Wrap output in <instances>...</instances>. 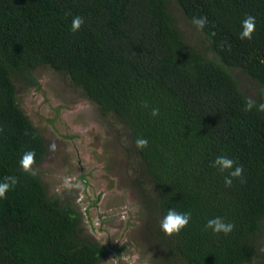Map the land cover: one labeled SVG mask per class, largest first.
I'll list each match as a JSON object with an SVG mask.
<instances>
[{"label": "trees", "instance_id": "1", "mask_svg": "<svg viewBox=\"0 0 264 264\" xmlns=\"http://www.w3.org/2000/svg\"><path fill=\"white\" fill-rule=\"evenodd\" d=\"M173 8L192 26L207 17L201 50ZM248 15L255 32L241 40ZM75 16L85 21L77 32ZM40 68L118 122L111 128L134 171L155 264H253L264 238V113L244 107L264 102V0H0V181L17 178L0 199V264H102L109 250L82 237V213L19 166L26 151L36 153L35 170L47 156L17 97V82L39 87ZM141 137L148 146L137 149ZM218 156L243 166V183L225 187L227 173L212 166ZM169 209L191 213L171 237L159 227ZM214 217L234 224L232 233L206 230Z\"/></svg>", "mask_w": 264, "mask_h": 264}, {"label": "rangeland", "instance_id": "2", "mask_svg": "<svg viewBox=\"0 0 264 264\" xmlns=\"http://www.w3.org/2000/svg\"><path fill=\"white\" fill-rule=\"evenodd\" d=\"M172 12L183 36L201 50V32L176 8ZM35 75L39 87L26 89L17 82V97L48 145L45 160L36 168L48 195L69 200L82 213L86 226L82 237L103 244L109 241L110 246L119 243L121 259L111 251L102 264H155L141 199L132 184L134 171L111 128L112 124L119 126L118 122L113 116H102L62 74L40 68ZM234 75L241 88L253 96L256 89L250 78L239 71ZM53 143L54 152L49 151ZM64 177L73 178L71 189L63 187ZM101 192V201L85 214ZM256 247L253 264H264V238Z\"/></svg>", "mask_w": 264, "mask_h": 264}, {"label": "clouds", "instance_id": "3", "mask_svg": "<svg viewBox=\"0 0 264 264\" xmlns=\"http://www.w3.org/2000/svg\"><path fill=\"white\" fill-rule=\"evenodd\" d=\"M85 23L84 18L80 16H75L71 22V30L73 32H77L81 29L82 25ZM191 23L193 26L202 31L207 24V17H193ZM256 27V18L254 16L248 15L241 21V31L239 34V38L241 40H251L253 33L255 32ZM264 95V92H262ZM147 107V104H144ZM255 108L258 112L264 113V102L260 104H256V102L249 98L246 100L244 111L251 112ZM151 115L153 117L159 115V109L153 108ZM126 139V138H125ZM135 146L137 149H144L148 146V141L146 138H137L135 140ZM56 150V145L50 144L49 151L54 152ZM36 163V153L34 150L26 151L20 161L19 166L21 169L28 174L35 176L36 170L34 169V165ZM214 168H217L220 173L227 175L224 176V184L225 187H231L234 180H239L241 183L244 182V168L242 165L237 164L231 158L227 156H218L215 158L213 165ZM17 184V178L14 176L5 177L2 181H0V199L6 198V193H8L15 185ZM73 178L72 177H64L63 179V187L67 189H71L73 187ZM75 187H79V185H75ZM191 220V213L188 212H178L175 209H169L166 215L159 221V227L161 231L166 236L179 235V233L188 226ZM235 225L226 222L220 217H214L209 219L205 225L206 230H211L214 235L223 234L225 236L232 233Z\"/></svg>", "mask_w": 264, "mask_h": 264}, {"label": "water", "instance_id": "4", "mask_svg": "<svg viewBox=\"0 0 264 264\" xmlns=\"http://www.w3.org/2000/svg\"><path fill=\"white\" fill-rule=\"evenodd\" d=\"M52 122V121H50ZM86 175L85 176H82L80 177V179H85ZM103 196V192L99 193L93 200L92 202L90 203V205L87 207V209L85 210V214L87 213V211L89 210L90 207H96L97 204L101 201V198ZM88 216V215H87ZM86 216V217H87ZM91 222V220L89 221ZM105 246H107L108 249H111V251L114 253V256L118 259H121V250L119 248V243H117L116 245H109V241H106L105 243ZM127 264V263H126Z\"/></svg>", "mask_w": 264, "mask_h": 264}, {"label": "flooded vegetation", "instance_id": "5", "mask_svg": "<svg viewBox=\"0 0 264 264\" xmlns=\"http://www.w3.org/2000/svg\"><path fill=\"white\" fill-rule=\"evenodd\" d=\"M78 210V209H77ZM98 241V240H97ZM100 244H102V245H104L105 246V244H103L102 242H100V241H98ZM123 247H124V245H122ZM106 248H107V246H105ZM108 249V248H107ZM109 250V253L111 252V249H108ZM109 256H110V254H109ZM119 262V264H121L120 263V261H118Z\"/></svg>", "mask_w": 264, "mask_h": 264}]
</instances>
